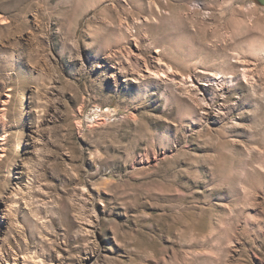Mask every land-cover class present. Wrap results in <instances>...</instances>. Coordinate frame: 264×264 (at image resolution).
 Listing matches in <instances>:
<instances>
[{
  "label": "rangeland",
  "instance_id": "374dc122",
  "mask_svg": "<svg viewBox=\"0 0 264 264\" xmlns=\"http://www.w3.org/2000/svg\"><path fill=\"white\" fill-rule=\"evenodd\" d=\"M0 264H264V6L0 0Z\"/></svg>",
  "mask_w": 264,
  "mask_h": 264
},
{
  "label": "bare ground",
  "instance_id": "6f19581e",
  "mask_svg": "<svg viewBox=\"0 0 264 264\" xmlns=\"http://www.w3.org/2000/svg\"><path fill=\"white\" fill-rule=\"evenodd\" d=\"M220 71V70H219ZM211 73V72H210ZM247 73V72H246ZM155 74H157V73H155ZM165 74V73H164ZM212 74V73H211ZM216 74V73H215ZM219 74H221V73H219ZM210 75V74H209ZM247 75V74H246ZM223 76H224V74H223ZM222 75H213L212 74V77H214V78H221V77H223ZM223 79H224V77H223ZM208 80V79H207ZM225 80V79H224ZM208 85V84H207Z\"/></svg>",
  "mask_w": 264,
  "mask_h": 264
},
{
  "label": "water",
  "instance_id": "95a60500",
  "mask_svg": "<svg viewBox=\"0 0 264 264\" xmlns=\"http://www.w3.org/2000/svg\"><path fill=\"white\" fill-rule=\"evenodd\" d=\"M258 2L264 6V0H258Z\"/></svg>",
  "mask_w": 264,
  "mask_h": 264
}]
</instances>
